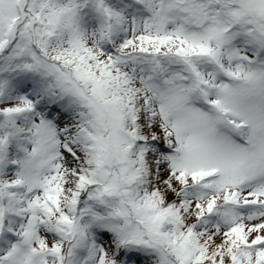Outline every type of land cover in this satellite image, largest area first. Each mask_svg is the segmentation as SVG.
<instances>
[{
	"label": "snow or ice",
	"instance_id": "6c2138e0",
	"mask_svg": "<svg viewBox=\"0 0 264 264\" xmlns=\"http://www.w3.org/2000/svg\"><path fill=\"white\" fill-rule=\"evenodd\" d=\"M0 264H264V0H0Z\"/></svg>",
	"mask_w": 264,
	"mask_h": 264
}]
</instances>
